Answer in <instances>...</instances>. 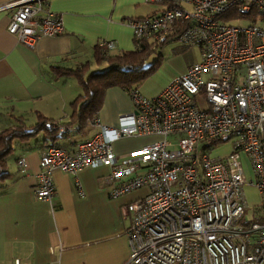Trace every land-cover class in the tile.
I'll return each mask as SVG.
<instances>
[{
    "label": "built area",
    "instance_id": "2783aa9c",
    "mask_svg": "<svg viewBox=\"0 0 264 264\" xmlns=\"http://www.w3.org/2000/svg\"><path fill=\"white\" fill-rule=\"evenodd\" d=\"M42 1L12 0L0 7L13 8L7 30L24 45L63 30L61 17L42 10ZM143 1L165 6L129 20L134 39L158 44L177 28L174 38L198 48V60L154 97L131 90L132 110L116 125L94 120L98 130L74 151L45 146L33 193L53 196L54 169L75 174L85 166H107L112 195L147 188L122 208L129 220L123 264H264V0ZM241 19L247 24L232 22ZM100 45L115 47L112 41ZM130 136L154 139L116 155L113 143ZM231 137L230 154L209 156L211 144ZM202 140L206 144L198 149ZM241 151L256 176L248 183L260 194L250 217ZM17 163L24 169L23 158Z\"/></svg>",
    "mask_w": 264,
    "mask_h": 264
},
{
    "label": "crops",
    "instance_id": "0c3cea01",
    "mask_svg": "<svg viewBox=\"0 0 264 264\" xmlns=\"http://www.w3.org/2000/svg\"><path fill=\"white\" fill-rule=\"evenodd\" d=\"M10 1L0 0V7ZM145 3L43 0L42 10L58 14L63 30L54 36L39 37L31 47L7 30L13 8L0 9V130L13 124L17 116L34 123L39 113L54 124L68 121L69 103L81 91L80 86L73 76L53 73L52 67L74 68L92 61L95 45L103 41L115 44L109 53L132 49L134 36L129 20L161 10L146 7ZM131 110L128 93L110 87L96 119L101 124L116 125L118 117ZM59 126L68 127V132H60L62 135L54 139L40 132L24 144L15 143L8 157L12 175L0 189V264H12L16 259L29 264H123L129 253L125 232L129 220L122 208L143 196L147 188L114 196L106 179L109 168L85 166L75 174L54 169L53 196L37 198L33 189L45 146L55 144L74 151L78 142L98 130L93 123L87 126L89 132L87 127L77 130L74 124ZM153 139L123 137L112 147L116 155L126 154ZM20 158L25 161L24 169L17 163Z\"/></svg>",
    "mask_w": 264,
    "mask_h": 264
},
{
    "label": "trees",
    "instance_id": "16d2710c",
    "mask_svg": "<svg viewBox=\"0 0 264 264\" xmlns=\"http://www.w3.org/2000/svg\"><path fill=\"white\" fill-rule=\"evenodd\" d=\"M178 32L179 29L175 28L158 44L149 37L134 39L132 49L117 53H109L102 45H95L92 61L78 63L74 68L53 66V73L59 76H73L80 86L81 91L69 103V120L54 124L52 119L39 113L34 123H27L26 118L17 116L13 124L1 129L0 189L12 175L9 171L8 157L15 143L24 144L40 132L44 135H50L54 139L62 135L60 132L64 134L68 132V130L61 131L59 129L60 124L66 126L74 124L77 130L92 124L97 118L105 91L110 87H117L129 95L131 90H138L147 71L158 61L160 54L157 53V58L151 64L145 63L148 56L152 52H156V48L164 43L166 39L174 38V35ZM92 63L97 66L102 64L106 66L99 70H91ZM216 142L213 144H216Z\"/></svg>",
    "mask_w": 264,
    "mask_h": 264
},
{
    "label": "rangeland",
    "instance_id": "374dc122",
    "mask_svg": "<svg viewBox=\"0 0 264 264\" xmlns=\"http://www.w3.org/2000/svg\"><path fill=\"white\" fill-rule=\"evenodd\" d=\"M144 5L146 7H152L159 10L163 9L165 6L164 4L157 3H145ZM232 22L240 25L247 24V21L243 19L235 20ZM157 53L160 54L158 61L149 68L145 78L142 80L141 84L138 87L140 93L146 97L156 96L166 85L170 78H172L176 74H179L190 62L198 60L199 58V52L197 48H185L176 38L166 39L164 43L160 44L156 48V52H152L148 56L145 63H153L154 59L157 58ZM105 66V64L98 66L92 64L91 70H99ZM70 81H74V83L76 84L75 79L71 78ZM34 120L35 119H28V122H33ZM86 131L89 132L91 130L87 127ZM78 137H80V135H78ZM233 142L234 139L231 137L225 140L218 141L216 142V144H211L208 148L209 156L211 158L227 156L234 149ZM204 144H206V140L200 141L198 143V149H201ZM240 161L246 177V183L243 186L244 196L249 209L246 215L250 217L252 208L260 201V194L255 186L248 183L249 181H256V176L253 172L248 154L241 151Z\"/></svg>",
    "mask_w": 264,
    "mask_h": 264
}]
</instances>
